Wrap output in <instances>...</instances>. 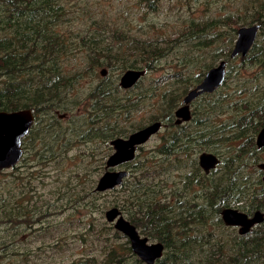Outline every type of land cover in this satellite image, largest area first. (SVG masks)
<instances>
[{
	"label": "rangeland",
	"instance_id": "obj_1",
	"mask_svg": "<svg viewBox=\"0 0 264 264\" xmlns=\"http://www.w3.org/2000/svg\"><path fill=\"white\" fill-rule=\"evenodd\" d=\"M257 23L247 60L229 58L238 30ZM221 61L218 91L192 104L188 124L168 122ZM0 70L30 93L51 88L20 160L0 171V264H145L106 220L113 207L163 245L154 264H264V222L241 236L221 215L264 214V0H0ZM130 70L143 75L123 89ZM30 93L1 103L22 110ZM155 122L115 168L122 184L96 191L111 142ZM202 153L218 161L208 172Z\"/></svg>",
	"mask_w": 264,
	"mask_h": 264
},
{
	"label": "water",
	"instance_id": "obj_2",
	"mask_svg": "<svg viewBox=\"0 0 264 264\" xmlns=\"http://www.w3.org/2000/svg\"><path fill=\"white\" fill-rule=\"evenodd\" d=\"M258 26L240 28L237 32L231 57L238 55L245 56L255 41ZM226 63L221 61L216 67L211 68L204 76L202 82L190 90L183 99V105L176 111L178 122L190 119L189 104L198 96L211 93L218 88L225 79ZM105 71H101L104 75ZM143 75V71L130 70L120 78V86L123 89L132 87ZM33 112L30 109L17 111H0V171L14 167L22 156V139L27 135L33 124ZM161 126L155 122L145 126L127 138H117L111 142L113 152L106 161L108 170L99 179L96 191H110L120 186L127 173L124 170L115 169L120 165L132 161L135 157L137 147L143 145L151 136L156 134ZM258 147L264 146V127L257 137ZM199 164L205 172L215 168L218 164L217 158L209 153H202L199 157ZM264 169V164L260 165ZM223 221L227 226L240 227L239 233L245 234L254 225L262 222L263 214L256 211L251 217L238 210L226 208L221 212ZM108 223L113 224L116 231L122 233L129 241L131 249L138 258L145 264H154L162 257L163 245L161 243H149L146 238L141 237L136 228L125 218L117 208H110L105 212Z\"/></svg>",
	"mask_w": 264,
	"mask_h": 264
},
{
	"label": "trees",
	"instance_id": "obj_3",
	"mask_svg": "<svg viewBox=\"0 0 264 264\" xmlns=\"http://www.w3.org/2000/svg\"><path fill=\"white\" fill-rule=\"evenodd\" d=\"M30 74H32V71H29ZM30 76V75H28ZM20 76L18 74H14V72L12 71H8V70H0V80L3 83L4 87L3 89L0 90V111H6V112H10L9 109H7L3 103H1V99L4 96H7V94L10 95L11 92V97L15 94L16 95H23L25 93H30V90L25 91L23 88V85L19 83V79ZM16 85V86H15ZM50 87L45 86L44 89H37L34 88V92L32 91L29 95L30 98H27L28 103L24 104V106H26L27 108L24 109H34L37 112H39L42 107H41V102L44 101V96H45V92L47 90H50ZM23 90V91H22ZM33 96V97H32ZM16 109H11V111H14ZM18 110V109H17ZM44 111V108H43ZM38 114V113H37Z\"/></svg>",
	"mask_w": 264,
	"mask_h": 264
},
{
	"label": "flooded vegetation",
	"instance_id": "obj_4",
	"mask_svg": "<svg viewBox=\"0 0 264 264\" xmlns=\"http://www.w3.org/2000/svg\"><path fill=\"white\" fill-rule=\"evenodd\" d=\"M259 21V20H258ZM253 26H258V29H257V33H256V37H255V40H256V38H257V35H258V33L260 32V29H261V25L260 24H255V25H253ZM249 27H252V26H249ZM246 28H248V27H246ZM236 41V40H235ZM255 42V41H254ZM234 44H235V42H234ZM254 44V43H253ZM252 44V45H253ZM233 47H234V45H233ZM252 47V46H251ZM251 47H250V49H249V51L247 52V54L245 55V56H240V55H238V56H236V57H231V53H230V56H229V58H231V59H240V60H242V61H244V60H247V56L249 55V52H250V50H251ZM233 50V49H232ZM225 63H226V66H225V70H226V74H227V65H228V63L226 62V61H224ZM216 67V66H215ZM211 69V68H210ZM209 69V70H210ZM208 70V71H209ZM207 71V72H208ZM226 74H225V77H226ZM203 80V79H202ZM202 80L200 79L199 81H198V83H197V85H195L194 87H192L193 89L195 88V87H197L201 82H202ZM225 80V79H224ZM224 82V81H223ZM223 84V83H222ZM221 84V85H222ZM220 85V86H221ZM219 86V87H220ZM219 87L218 88H216L213 92H211V93H205V94H202V95H200V96H198L196 99H194L190 104H189V110H190V119L188 120V121H181V122H178V120H179V118L175 115L176 114V111L178 110V108H180L182 105H183V99H184V97L187 95V93L189 92V91H185L183 94L185 95V96H183V98H182V100H181V102H180V104H179V106L177 105V106H175V108L173 109V111H171V113L169 114V116L167 117V121L168 122H172V124L173 125H175V126H177V127H182V126H184V125H186V124H188L192 119H193V117H194V113L193 112H191V107H192V104L197 100V99H199V98H202L203 96H206V95H208V96H210V95H213L216 91H218V89H219ZM192 90V89H191ZM32 110V112H33V118H34V121H33V124L31 125V127H30V129H29V131H28V133H27V135L22 139V142H21V147L23 148V146H25V144L27 143V142H29L30 141V138H31V136H32V132H33V129H34V126H35V123H36V121H37V113H36V111L34 110V109H31ZM14 111H16V110H14ZM11 112V111H10ZM65 118V116H63V119ZM165 121V120H164ZM161 123H162V121H161ZM141 129V128H140ZM149 141V140H148ZM148 141H146L143 145H145ZM143 145H141V146H143ZM141 146H139V147H141ZM139 147H137V149L139 148ZM264 147V146H263ZM259 148H262V147H259ZM136 149V150H137ZM131 162V161H130ZM129 163V162H128ZM126 164V163H125ZM263 175H264V171H262V175L260 176V177H262L263 179H262V182H264V177H263ZM255 212H256V210H255ZM254 212V213H255ZM253 213V214H254ZM253 214H251V215H248L249 217H251ZM264 215V214H263ZM264 222V216H263V220H262V222H260V223H258V224H256V225H254L252 228H250L245 234H240L239 233V230H240V227H234V228H238V233H239V235H241V236H247V235H250V236H253V229L255 228V226H257V225H260V224H262ZM255 235V234H254Z\"/></svg>",
	"mask_w": 264,
	"mask_h": 264
},
{
	"label": "bare ground",
	"instance_id": "obj_5",
	"mask_svg": "<svg viewBox=\"0 0 264 264\" xmlns=\"http://www.w3.org/2000/svg\"><path fill=\"white\" fill-rule=\"evenodd\" d=\"M210 154V153H209ZM213 155V154H212Z\"/></svg>",
	"mask_w": 264,
	"mask_h": 264
}]
</instances>
